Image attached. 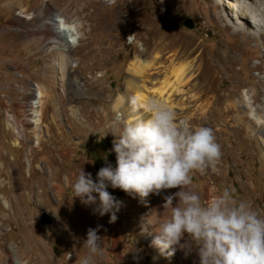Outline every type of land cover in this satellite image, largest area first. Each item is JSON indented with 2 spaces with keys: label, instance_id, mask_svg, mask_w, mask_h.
Segmentation results:
<instances>
[{
  "label": "rangeland",
  "instance_id": "rangeland-1",
  "mask_svg": "<svg viewBox=\"0 0 264 264\" xmlns=\"http://www.w3.org/2000/svg\"><path fill=\"white\" fill-rule=\"evenodd\" d=\"M220 1L222 6L218 11L230 14L227 0ZM218 2L151 0L149 3L152 12L158 13L161 21L169 27L168 37L153 39L148 43L149 47L153 48L157 40L159 45L155 53H160L161 61L167 67L172 65L171 60L174 59L176 65L192 67L180 86L181 92L171 98L173 105L188 108L186 112L179 107L176 109L178 122L193 127L204 126V48L211 51L223 39L221 28L224 23L216 22L213 10ZM238 3L236 5L240 8L242 5H253L251 0ZM22 9L32 18H23L20 15ZM141 9L142 3L137 0H0V165L9 172L8 177H0V211L6 200L8 204L12 201L19 212L17 215L12 212L0 213V250L5 257L11 254L13 258L15 252L11 248L15 247L17 259L23 264H81L87 254L84 240L91 228L98 229L97 234L102 237L103 255L96 257V264H166L168 261L174 264H199L196 250L186 256L183 250L177 249L173 256L163 255L160 261L154 256L156 249L148 239H153L156 227L147 221V217L154 214L153 206L141 208L137 201H132L135 194L108 187L107 190L122 201L115 222H110V214L101 216L95 204L90 205L86 213H80L79 198H74L72 185L82 168L86 173H91L95 182L99 169L105 164L116 166L113 151L116 136L113 133L119 135L120 126L125 120H117L111 107L117 96L125 92L123 83L128 77V65L138 54V45L145 43L138 35V31L142 30L139 13H130L131 10ZM226 17L231 21V16ZM54 18L64 19L67 26H76L81 36L80 46L64 52L63 41L58 43L60 38L57 37L60 36L62 40L68 29L60 25L59 34H54L51 25ZM187 19L194 22V29L184 26ZM249 19L252 22L262 20ZM46 32H50L47 40L57 42L53 58L73 71L67 81H58V86L74 87L60 91L58 86H49L52 97L42 109L44 126L39 146H36L32 126L25 122V103L30 99L31 82L44 83L47 58L46 48L42 50V47L47 41L44 38ZM252 33L258 32L252 28ZM133 36L137 43L129 41ZM260 45V38L250 43L246 49L248 58L241 61L242 71L239 74L247 82L250 77L258 76L250 67L264 64L256 54V48ZM66 54L72 55L71 58ZM74 82L79 85L76 86ZM75 90L80 91V95L74 94ZM261 103H264V96L258 102V107L264 109ZM8 115H16L19 127L24 130L25 139L20 140L21 149L13 148L11 144L13 138L7 126ZM64 118H68L69 126L64 123ZM196 119L201 121L195 123ZM98 144L107 146V149L96 147ZM92 149L98 152L92 153ZM105 152L112 159L104 161ZM246 152L249 153V150ZM231 153L225 171L227 179L220 183L217 191L219 193L229 188L236 198L239 197L238 200H242L245 193L237 175L239 172L248 175L250 167L244 159L239 158L236 149ZM27 157L34 158L31 167L28 166ZM40 176L45 179L46 193L35 198L29 190ZM259 183L264 186L261 178ZM57 184L61 186V194L55 190ZM25 186L27 189H24ZM209 187L207 170L204 174H193L192 188L204 202V194ZM262 199L261 208L264 207V193ZM51 230H55L64 240H73L69 249L59 236L52 240L48 238ZM32 232L43 237L53 263L46 262L45 258L38 260L42 250L33 247ZM116 240L117 247L114 245ZM0 264L3 263L0 261Z\"/></svg>",
  "mask_w": 264,
  "mask_h": 264
},
{
  "label": "bare ground",
  "instance_id": "bare-ground-1",
  "mask_svg": "<svg viewBox=\"0 0 264 264\" xmlns=\"http://www.w3.org/2000/svg\"><path fill=\"white\" fill-rule=\"evenodd\" d=\"M105 1V0H100ZM239 2L245 3L246 0H227L228 8L231 13H225L224 11H218L222 6V1L219 0L215 11L216 22L222 21L224 25L221 28L223 36L220 40L219 46L211 51L204 48V126L213 129L217 142L222 146V157L216 169L209 168L207 170V176L209 179L210 187L206 189L204 194L205 202H209L218 194L217 187L220 183H224L225 171L227 170V161L229 156H232L231 150H237L240 159H244L250 167L249 174L239 172L237 180L242 187V191L245 193L243 201L250 203L252 208L261 216H264V207L261 208L262 195L264 193V186L259 183V178L264 182V109L258 107L260 97L264 96V64H257L250 67V70H254L258 73L256 77H250V81L243 80L240 76L242 71V60L248 58L246 55V49L250 43L254 42L257 38L261 39V45L256 48L257 57L264 62V0H251L253 5H242L241 8L236 4ZM142 3L141 10H131L130 13L140 15L139 21L141 29L138 31L140 40L145 43L138 45V54L129 63L127 68L128 77L125 78L123 86L124 93H120L113 101L111 110L116 113L117 120L123 118L125 122L135 120L141 116H146L139 104L147 101L150 98L158 99L166 106L172 108L178 116L177 108L179 105H173L172 95L180 93L181 84L185 81L186 75L191 72L192 67L190 65H176V61L171 60L172 65L169 67L161 61L160 53H155V49L159 45L157 40L166 39L169 34V27L164 21H161L158 13L152 12L150 9L151 0H137ZM204 9V5H202ZM138 11V12H137ZM234 12V14H232ZM20 15L23 18L31 19L32 16L25 14L22 9ZM231 16V21L227 20V17ZM262 18L260 22H252L249 18ZM97 20V19H96ZM233 21V22H232ZM62 18L52 19L51 25L54 30V34H59L58 29L60 25L62 28H66L65 35L58 40V43L63 41L64 52H70L80 46L81 36L76 26H67ZM252 28L257 30V34L252 33ZM128 28L125 26V32ZM243 34H246L245 37ZM50 32L44 33V38L47 40ZM52 37V34H51ZM157 38L154 47L150 48V44L153 39ZM231 39L233 42H231ZM229 40V41H228ZM132 43H135L136 37L129 39ZM56 43L49 40L46 41L42 50L46 48L45 58H47V72L44 76L43 85L36 83L35 95L36 102L27 101L25 103V122L32 126V133H35L36 142L35 145L39 146V142L42 138L43 120L42 109L47 104V100L51 98L49 86H58V81L65 82L71 76L73 71H70L65 64L57 63V60L53 58V51L56 50ZM137 43V41H136ZM68 58L72 55L66 54ZM72 60V59H71ZM70 60V61H71ZM72 66V64H69ZM77 64L73 65L75 67ZM182 66V67H181ZM238 67V68H237ZM77 69V67H76ZM58 76L60 77L58 79ZM230 80V81H229ZM76 81V80H75ZM76 84V82H74ZM73 83V84H74ZM228 83V84H227ZM79 84H76L78 86ZM74 86H58V89L62 91L64 88ZM74 89V88H72ZM33 84L30 86V99L32 97ZM243 91V92H242ZM80 95V91L75 90L74 94ZM66 95V94H65ZM69 95V93H67ZM73 95V94H72ZM29 99V100H30ZM183 103V101H182ZM264 105V103H261ZM181 111L186 112L188 108L185 106L180 108ZM31 116V123L28 122ZM65 117V116H64ZM7 126L12 134V146L16 149H21V141L25 139L24 130L19 127L18 117L7 116ZM201 120L196 119V122ZM75 124V121H71ZM64 123L68 124V118H64ZM249 150V153L246 150ZM40 150V149H39ZM28 166L31 167L32 161L29 157L26 158ZM259 164V167H257ZM41 168V167H40ZM5 166L0 165V177L3 175L8 177L9 172L6 171ZM231 173V172H230ZM45 179L42 176L38 177L31 189L30 195L45 196ZM27 189V186L24 187ZM57 193L61 194V186L55 185ZM179 189L163 190L159 194L152 193L144 201H142L137 195L132 199L133 202H138L141 208H149L152 204L153 215L147 217L148 223L152 227H157L158 222L165 218L167 214H170V210L165 212L163 204L165 203L164 197L168 195H174ZM24 197V195H21ZM13 199V197L11 198ZM237 200L239 197L236 198ZM80 206V213H86L90 205L83 204L80 199L77 201ZM175 203V200H174ZM3 208L0 213L12 212L14 215L19 214L16 210L14 203L8 204L6 200L2 203ZM149 210V209H148ZM11 219V216H8ZM81 218L84 219L83 216ZM0 225V235L2 232ZM42 234L43 232L40 231ZM149 233V232H148ZM61 239L63 245L69 249L73 243L72 239L64 240L55 230L49 232L48 238ZM43 237L34 235L32 232V245L42 250L38 255L39 258H45L46 262L53 261L50 258V253L46 246V243L42 239ZM151 242V239H148ZM115 247L118 246V240L115 241ZM156 249V248H155ZM13 253H17V248H11ZM7 254L6 257L3 251L0 250V261L3 264H23L18 259L16 254ZM159 261L163 255L156 249L154 255ZM5 257V258H4ZM5 259V260H4ZM72 260V259H71ZM164 264V263H161ZM166 264H174L168 261Z\"/></svg>",
  "mask_w": 264,
  "mask_h": 264
},
{
  "label": "clouds",
  "instance_id": "clouds-1",
  "mask_svg": "<svg viewBox=\"0 0 264 264\" xmlns=\"http://www.w3.org/2000/svg\"><path fill=\"white\" fill-rule=\"evenodd\" d=\"M138 107L146 116L123 123L119 135L112 132L116 166L100 168L95 182L82 168L72 185L74 198L97 205L101 216L110 214V222H115L122 201L107 190L109 186L142 201L152 193L178 188L164 197L163 208L170 214L158 222L151 240L161 255L171 257L180 249L187 256L196 250L199 264H264V216L237 200L229 188L209 202L192 188L194 173L215 170L221 160L222 146L213 129L178 122L177 113L155 98ZM97 232L88 230L81 264H96V257L103 255Z\"/></svg>",
  "mask_w": 264,
  "mask_h": 264
},
{
  "label": "built area",
  "instance_id": "built-area-1",
  "mask_svg": "<svg viewBox=\"0 0 264 264\" xmlns=\"http://www.w3.org/2000/svg\"><path fill=\"white\" fill-rule=\"evenodd\" d=\"M73 61L75 60V59H72ZM71 60V61H72ZM32 84H33V91H32V97H31V99L30 100H28V101H31V102H36V95H35V87H36V83L35 82H31ZM29 119V121L28 122H30L31 123V116H30V118H28Z\"/></svg>",
  "mask_w": 264,
  "mask_h": 264
},
{
  "label": "trees",
  "instance_id": "trees-1",
  "mask_svg": "<svg viewBox=\"0 0 264 264\" xmlns=\"http://www.w3.org/2000/svg\"><path fill=\"white\" fill-rule=\"evenodd\" d=\"M100 144H101V142H100ZM96 147H102L101 149H104V150L107 149V146H106V147H104L103 145H100V146H99V144H98ZM94 152H98V151L92 149V153H94ZM105 155H106V157H105V160H104V161H106V160H108V159H112V156H110V155L107 154L106 152H105ZM97 159L100 161L99 158H97ZM106 165H107V164H105V166H106ZM101 166H103V163L101 164Z\"/></svg>",
  "mask_w": 264,
  "mask_h": 264
},
{
  "label": "water",
  "instance_id": "water-1",
  "mask_svg": "<svg viewBox=\"0 0 264 264\" xmlns=\"http://www.w3.org/2000/svg\"><path fill=\"white\" fill-rule=\"evenodd\" d=\"M184 26L188 29H194L195 25L194 22L191 19H187L184 21Z\"/></svg>",
  "mask_w": 264,
  "mask_h": 264
}]
</instances>
